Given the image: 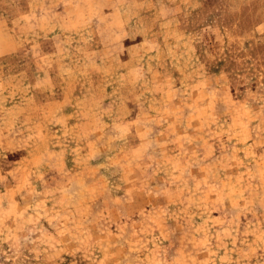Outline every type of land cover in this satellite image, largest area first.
Segmentation results:
<instances>
[{
	"label": "rangeland",
	"instance_id": "rangeland-1",
	"mask_svg": "<svg viewBox=\"0 0 264 264\" xmlns=\"http://www.w3.org/2000/svg\"><path fill=\"white\" fill-rule=\"evenodd\" d=\"M0 264H264V0H0Z\"/></svg>",
	"mask_w": 264,
	"mask_h": 264
}]
</instances>
